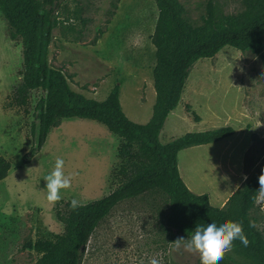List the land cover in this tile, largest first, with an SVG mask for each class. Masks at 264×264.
Wrapping results in <instances>:
<instances>
[{
    "label": "rangeland",
    "instance_id": "374dc122",
    "mask_svg": "<svg viewBox=\"0 0 264 264\" xmlns=\"http://www.w3.org/2000/svg\"><path fill=\"white\" fill-rule=\"evenodd\" d=\"M179 1L187 21L195 28L202 26L210 0ZM212 1L219 16L236 15L246 8L244 0ZM58 16L61 23L53 31L49 51L51 66L63 71L72 90L99 102L119 85L125 115L147 124L156 103L155 0H65ZM21 66L0 107V156L11 163L8 177L0 182V264H36L39 256L30 245L64 232L57 207L73 198L86 204L107 196L117 187L115 175L122 163L118 136L97 121L72 118L51 129L42 150L25 164V155L37 141L32 133L33 125L38 130L35 106L45 94L33 91L25 107L11 103ZM2 109L17 119L7 124ZM226 126L235 129L233 136L187 148L178 156L188 188L197 195L208 194L219 208L234 190L239 173L242 187L264 170V51L255 54L228 46L214 58L199 60L160 141L167 144L189 133ZM58 157L65 161L64 172L71 174L72 182L62 190L60 201L49 202L43 178ZM167 206V196L158 191L120 203L91 236L82 264H149L152 258L159 264H196L201 253L178 245L165 232ZM251 218L264 233L262 192ZM225 254L239 264H254L234 250Z\"/></svg>",
    "mask_w": 264,
    "mask_h": 264
},
{
    "label": "trees",
    "instance_id": "16d2710c",
    "mask_svg": "<svg viewBox=\"0 0 264 264\" xmlns=\"http://www.w3.org/2000/svg\"><path fill=\"white\" fill-rule=\"evenodd\" d=\"M64 1L0 0L8 35L12 41H21L23 46L21 80L11 103L25 107L33 91L45 94L35 106L38 130L33 125L32 133L36 134L37 141L25 155V164L42 150L51 129L58 128L62 120L72 118L97 121L118 136V156L122 163L115 175L117 187L107 196L80 204L75 210L69 206L70 201L57 207L56 216L64 225V232L54 239H37L30 245L39 256L36 264H82L91 236L116 206L157 191L168 198L164 230L172 235L171 239L186 237L199 220L240 221L249 244L244 246L234 240L231 250L254 264H264V233L251 218L260 194L259 178L248 179L224 208H217L211 205L207 194H194L179 171L181 151L218 143L233 136L235 129L226 126L189 133L167 144L160 141L165 123L179 106L191 69L199 60L214 58L228 46L255 54L264 51V0H244L243 12L221 16L210 0L204 24L196 28L187 21L179 0H155L158 8L153 36L156 103L145 125L125 115L119 85L105 101L99 102L72 90L63 71L51 66L50 46L53 31L61 23L58 15ZM188 109L191 112L190 107ZM193 116L197 122L201 120L195 112ZM10 169V161L0 156V182L8 177ZM196 264L204 262L199 260ZM212 264L239 263L224 254L222 260Z\"/></svg>",
    "mask_w": 264,
    "mask_h": 264
},
{
    "label": "clouds",
    "instance_id": "9594fccd",
    "mask_svg": "<svg viewBox=\"0 0 264 264\" xmlns=\"http://www.w3.org/2000/svg\"><path fill=\"white\" fill-rule=\"evenodd\" d=\"M64 165L65 161L58 157L53 170L43 178L46 181L44 189H46V198L49 202L60 201L62 190L71 187L72 176L65 174ZM259 184V191L264 193V170L259 176ZM69 206L75 210L81 205L77 199L73 198ZM234 240H239L244 246L249 244L242 222L230 219L218 221L212 218L207 221L199 220L186 237H179L176 242L178 245L182 243L188 250L199 251L204 264H212L214 261L218 262L223 259L225 252L232 249ZM149 264H159V261L152 258Z\"/></svg>",
    "mask_w": 264,
    "mask_h": 264
},
{
    "label": "crops",
    "instance_id": "0c3cea01",
    "mask_svg": "<svg viewBox=\"0 0 264 264\" xmlns=\"http://www.w3.org/2000/svg\"><path fill=\"white\" fill-rule=\"evenodd\" d=\"M21 46L22 44H19L18 42L12 41L10 39L8 35V27L6 21L4 20L1 13L0 14V107L1 108L3 107L5 100L7 99L8 95L12 90L10 81H15V75L19 69L18 67H22L21 64L23 63V59H22ZM19 79H21V77ZM2 111L4 112V118L6 119L7 124L9 121L12 120V118L17 119V117H15L14 114H12V112L4 111L3 109ZM240 175L241 173H239L238 176H236V174L233 175L234 177L236 176L235 178L238 179V182L235 184L234 190L222 200V204L220 208H224L229 198L233 195L235 191H237L240 188V184L243 181ZM209 200L211 203L210 197Z\"/></svg>",
    "mask_w": 264,
    "mask_h": 264
}]
</instances>
